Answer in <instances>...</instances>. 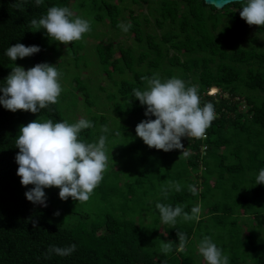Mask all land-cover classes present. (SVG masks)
Listing matches in <instances>:
<instances>
[{
  "label": "trees",
  "instance_id": "obj_1",
  "mask_svg": "<svg viewBox=\"0 0 264 264\" xmlns=\"http://www.w3.org/2000/svg\"><path fill=\"white\" fill-rule=\"evenodd\" d=\"M79 1L82 0H43L37 6L35 0H0V87L5 86L12 67L20 66L27 71L41 63L54 66L52 59L62 52L79 67L84 39L92 33L85 34L78 44L74 41L63 45L49 38L44 29L38 30L30 24L52 6L67 7L70 11L72 6L80 12ZM93 2L103 9L102 15L96 17L97 22L109 20L117 35L122 31L118 27L120 20L126 21L122 14L127 2L138 7L145 4L148 10L147 14L140 11L138 16L129 13L130 21L126 24L130 22L132 27L125 35L133 37V45L118 43L114 47V42L109 41L107 45L94 47L101 72L116 88L105 99L114 113L112 119H117L120 128L101 133L98 127L109 119L93 114L88 121L94 127L82 130L80 139L98 143L99 137L106 135L107 154L112 150L110 137L117 138V133L124 136L121 143H131L130 148L118 151L117 158L108 155L110 162L105 178L92 193L95 201L108 202L109 196H115L130 203L139 197L147 204L183 205L186 212L199 202L202 209L207 200L212 204L201 212L199 220L184 226L176 223L174 227L169 224L161 227L158 210L146 227L142 225L143 214L148 217V211L138 213L136 216L140 219L133 216L137 220L130 214L117 216L111 211L92 220L91 212L79 211L76 219L64 222L61 214L54 215L57 212L52 208L59 198V190L45 194L47 207L27 201L25 193L34 186L21 185L15 162L19 152L15 140L20 127L37 119L40 122L51 119L54 123L66 120L59 102L35 114L13 113L0 105V264H206L203 257L197 258L200 242L197 240L210 237L205 231L204 237L197 235L206 217L220 228L222 235L226 233L232 240L228 243L220 236L219 242L213 241L229 257V264H247L242 252L255 248L256 234L264 238V185L256 184V176L264 169V27L249 26L240 18L243 2L227 5L222 10L207 6L203 0ZM16 43L35 45L40 51L11 61L5 53ZM154 74L162 81L178 77L188 86L198 85L201 107L209 102L214 105L216 118L205 137L181 138L187 157L180 150L164 152L149 148L136 135L135 128L141 121L155 117L145 116L146 106L131 98L133 89L145 90L146 81L141 77L151 78ZM73 82L75 90L83 92L86 107L93 105L88 85L77 76ZM99 89L105 91V88ZM211 92L216 94L213 96ZM74 96L71 109L75 107ZM124 159L135 161L139 167L134 178L126 175L125 168L120 166ZM170 160L174 162L171 167ZM167 181L179 182L181 191L172 188L165 196L162 189ZM246 184H249V193L246 190L243 194ZM189 185L195 186L196 194L188 190ZM239 186L241 193H235ZM220 199L230 201L215 203ZM61 202L77 201L69 197ZM242 219L250 221L248 227ZM33 221H36L35 227ZM148 226L152 230L149 234L144 230ZM252 228L260 231L254 232ZM177 232L186 235L184 251L178 250ZM161 242H173V250L162 253ZM72 244L76 250L69 256L49 252L51 246L65 248ZM250 264H264V247Z\"/></svg>",
  "mask_w": 264,
  "mask_h": 264
},
{
  "label": "clouds",
  "instance_id": "obj_2",
  "mask_svg": "<svg viewBox=\"0 0 264 264\" xmlns=\"http://www.w3.org/2000/svg\"><path fill=\"white\" fill-rule=\"evenodd\" d=\"M42 3L43 0H35L37 6ZM239 15L249 26L264 27V0H243ZM91 23L80 17L73 18L67 7L58 6L48 8L45 15L30 21L31 26L44 29L49 38L63 45L82 40L91 32ZM118 27L127 33L132 25L129 22ZM39 51L38 46L16 43L5 54L11 61H16ZM61 75L55 66L47 63L37 64L27 71L14 66L6 77L5 86L0 87V105L13 113L25 111L33 114L55 105L62 92ZM141 80L146 81V89H133L131 98L146 106V117L154 116L155 119L141 121L135 128L137 137L149 148L164 152L180 150L181 155L187 157L181 138H204L216 118L214 105L209 102L201 107L198 85L188 86L178 77L162 81L158 74H154L151 78L141 77ZM92 127L94 125L86 119L74 123L67 120L54 123L51 119L40 122L37 119L20 127L15 140L19 149L15 157L18 165L16 174L22 186H34L25 193L27 201L47 207L43 189L53 187L59 189L62 201L71 197L74 201L86 203L90 199L104 179L109 161L106 135H101L98 143H86L80 139L81 131ZM101 131L107 133L109 129L102 126ZM256 184L264 185V169L256 176ZM172 188L176 192L181 191L179 182L167 181L162 189L164 195L167 196ZM188 190L193 194L197 191L194 185H189ZM155 208L162 223L173 227L178 217L183 221L199 220L202 211V205L192 207L190 212H186L183 205L173 207L156 203ZM54 215H59V212ZM33 226H36V221H33ZM176 235L178 250H186V235L180 232ZM75 250V244L49 248L50 253L59 256H69ZM172 250L173 242H161L162 253ZM198 251L206 264H229V257L208 236L199 242Z\"/></svg>",
  "mask_w": 264,
  "mask_h": 264
},
{
  "label": "rangeland",
  "instance_id": "obj_3",
  "mask_svg": "<svg viewBox=\"0 0 264 264\" xmlns=\"http://www.w3.org/2000/svg\"><path fill=\"white\" fill-rule=\"evenodd\" d=\"M84 5V6H83ZM77 6L79 8H81L82 11L77 12L75 11L72 6H71V12L73 13V15H75L74 17H80L86 20L91 21V32L92 36H87L84 39L85 42V47L84 50H81L79 55L83 56V58L80 60L79 62V67H75L74 62H72V60L70 59V56H66V54L64 52H62V55L59 57H55L52 59V64L54 66H58L59 68L57 69L62 75L60 77V83L62 86V92L60 97L58 98V102L60 105V108L63 112L64 117L66 118V120L69 123H74L75 121H78L79 119H89V116L93 115V114H99L102 116H105L107 119H109V121L105 124H100V126L98 127L101 133H103L101 131V127L102 126H106L109 129V133L112 130H116L119 129V125H118V121L116 118L112 119L114 116V113L112 112V109L110 107V103L105 99V96L108 92H113L116 90L115 86L113 85V82L111 80H109L102 72L101 69L99 67V63L97 60V57L95 55L94 52V47L97 44H102V45H107L109 43V41H113L114 42V47H116L119 44L121 45H133V37L131 36H126L125 32L121 31L118 35L116 33L115 30L112 29L111 25L109 24V20H103L102 22H97L96 17L102 15L103 13V9L102 7L98 4L95 5L93 0H82L79 1ZM126 10L123 12L122 16L126 19V21H122V19L120 20V24H126L127 21H130L129 19V13L132 12L133 15L138 16L140 11L143 14H147L148 10L145 4L142 5V7H138L136 5L130 4V3H126ZM124 19V20H125ZM154 24L151 23V28H153ZM157 32H159V30H157ZM117 35V36H116ZM80 41H83L80 40ZM80 41H75L76 44H78ZM77 76L79 77V79L81 81H83V83H86L88 85V87L90 88V91L92 92L91 95V101L97 106H95L94 104L86 107V103H85V97L83 92L81 91H77L75 90L76 88V83L73 82V77ZM115 79H119V77H116ZM105 88V91L100 90L99 88ZM213 93V92H211ZM72 94H74L75 96V107L72 108L73 109V113L74 116L72 115V105H71V100H72ZM244 108H242L243 110ZM112 119V120H111ZM107 132V133H108ZM104 133V134H107ZM110 145L112 150H109L108 155H113L117 158V156L119 155L120 150H126L128 148H130L131 143L126 145L124 143H121V139L124 138V136H122V134H119V136L117 138H112L110 137ZM134 144V143H132ZM137 145V144H136ZM142 148V147H140ZM129 152V151H128ZM130 159H134V158H130ZM130 159H124V163L121 162L120 166L123 165V167L125 168L124 171L126 173V175L131 176V177H135L137 176V171L138 168L136 166L135 161H131ZM110 160V158H109ZM110 161H108L109 163ZM112 163V162H111ZM173 161L170 160L169 161V167H171L173 165ZM122 168V167H121ZM106 173V172H105ZM105 178V175H104ZM247 179L249 177H246ZM132 179V178H131ZM133 180V179H132ZM247 181V180H246ZM51 190H59L58 188H46L43 189V191L45 192V194H47L48 192H50ZM136 191H138V187L136 186L135 188ZM242 187L239 186V190L234 191L235 193H241ZM243 194L246 192L247 190V194L249 193V184H246L243 186ZM218 195H216L217 197ZM215 197V198H216ZM59 198L57 197V201L54 202V204L52 205V208L54 209V211L59 212V214H61V220H63L64 222L68 220H74L76 219V212L79 211H88L91 212V219L92 220H98L100 219L104 214L108 213L109 211H111V213H113L114 215H124L126 214H130V217L133 219H140L139 216H136L139 214H141L143 211H148V217H150L151 220L147 219L148 217L146 216V214H143L144 217V221L147 222L144 224H142L143 226L146 227V225H150L152 223V220L154 219V217H156V211L157 209L155 208V204L158 202H152L150 204L144 203L141 199L136 198L135 201L133 202H126L124 200H117L114 197L109 196L108 197V202H103L100 199L95 201V198L93 197V194L91 195L90 199L86 202V203H80V202H76V203H65V202H61L62 200H58ZM137 200V201H136ZM230 200H224V199H220L215 201V203H220L223 204L225 202H229ZM128 203V208L126 207ZM210 201L207 200L202 209V213L203 210L207 207L209 208L210 206ZM212 204V203H211ZM123 205L122 209L121 206ZM200 205V202L197 204L196 206ZM152 212H151V211ZM72 211L74 212L72 214ZM131 211H133V215L131 213ZM127 215V216H128ZM201 215V213H200ZM136 216V217H133ZM100 217V218H99ZM180 218V217H178ZM177 218V219H178ZM136 219V220H137ZM135 220V221H136ZM181 221L177 220V224L178 225H190L189 221H183L182 218L179 219ZM241 220V219H240ZM242 221H244V225H246L247 227L249 226V222L246 219H242ZM248 221V222H247ZM193 222V220H192ZM67 224V223H65ZM160 225L161 227L164 225V223H162V221H160ZM160 227V231H162V228ZM214 223L211 222V220L209 218L206 217L204 223L201 225V231L200 234L198 233L197 235L201 236L203 234H208L210 236V238L213 241H220V236H224V239L228 242L231 243V238H228L227 234L225 233L224 235H222V232L220 230V228L215 227ZM151 227L148 226V229H144L146 230V233L149 234L151 233ZM250 228V227H249ZM253 231L255 232L257 229L252 228ZM205 231V233H204ZM257 231H260L257 230ZM264 231V230H263ZM261 231V232H263ZM257 233V232H256ZM205 234V235H206ZM211 234V235H210ZM245 235H243L244 237ZM256 246L255 248H248L247 251L244 253L242 252V257L245 259L246 262H248L247 264H250L255 256L258 254V252L261 251V249L264 247V238H259L258 235L256 234ZM264 236V233H263ZM204 237V235H203ZM197 241H201V240H197ZM195 244V243H194ZM198 251V250H197ZM202 257L199 254H197V258Z\"/></svg>",
  "mask_w": 264,
  "mask_h": 264
},
{
  "label": "water",
  "instance_id": "obj_4",
  "mask_svg": "<svg viewBox=\"0 0 264 264\" xmlns=\"http://www.w3.org/2000/svg\"><path fill=\"white\" fill-rule=\"evenodd\" d=\"M207 6H211L216 10H222L225 6L235 3H241L243 0H203Z\"/></svg>",
  "mask_w": 264,
  "mask_h": 264
},
{
  "label": "built area",
  "instance_id": "obj_5",
  "mask_svg": "<svg viewBox=\"0 0 264 264\" xmlns=\"http://www.w3.org/2000/svg\"><path fill=\"white\" fill-rule=\"evenodd\" d=\"M216 94V92H213L212 95L214 96Z\"/></svg>",
  "mask_w": 264,
  "mask_h": 264
}]
</instances>
